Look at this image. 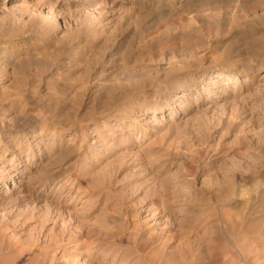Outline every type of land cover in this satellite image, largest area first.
I'll use <instances>...</instances> for the list:
<instances>
[{"label":"rangeland","instance_id":"rangeland-1","mask_svg":"<svg viewBox=\"0 0 264 264\" xmlns=\"http://www.w3.org/2000/svg\"><path fill=\"white\" fill-rule=\"evenodd\" d=\"M0 264H264V0H0Z\"/></svg>","mask_w":264,"mask_h":264},{"label":"bare ground","instance_id":"bare-ground-1","mask_svg":"<svg viewBox=\"0 0 264 264\" xmlns=\"http://www.w3.org/2000/svg\"><path fill=\"white\" fill-rule=\"evenodd\" d=\"M189 191H190V189H189ZM189 191H188V192H189Z\"/></svg>","mask_w":264,"mask_h":264}]
</instances>
